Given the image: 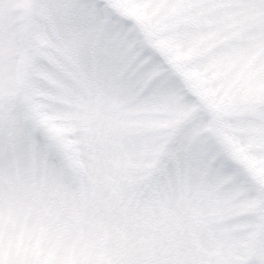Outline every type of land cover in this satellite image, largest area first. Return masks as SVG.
Returning <instances> with one entry per match:
<instances>
[{"label":"snow or ice","instance_id":"obj_1","mask_svg":"<svg viewBox=\"0 0 264 264\" xmlns=\"http://www.w3.org/2000/svg\"><path fill=\"white\" fill-rule=\"evenodd\" d=\"M0 264H264V0H0Z\"/></svg>","mask_w":264,"mask_h":264}]
</instances>
